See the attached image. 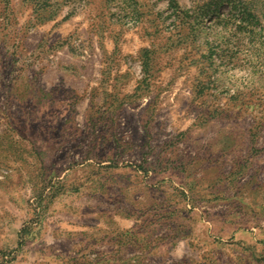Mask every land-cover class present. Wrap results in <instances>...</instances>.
Listing matches in <instances>:
<instances>
[{"label": "rangeland", "instance_id": "rangeland-1", "mask_svg": "<svg viewBox=\"0 0 264 264\" xmlns=\"http://www.w3.org/2000/svg\"><path fill=\"white\" fill-rule=\"evenodd\" d=\"M0 264H264V0H0Z\"/></svg>", "mask_w": 264, "mask_h": 264}]
</instances>
